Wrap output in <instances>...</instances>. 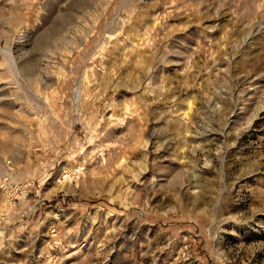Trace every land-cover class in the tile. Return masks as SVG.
Listing matches in <instances>:
<instances>
[{"label":"rangeland","instance_id":"rangeland-1","mask_svg":"<svg viewBox=\"0 0 264 264\" xmlns=\"http://www.w3.org/2000/svg\"><path fill=\"white\" fill-rule=\"evenodd\" d=\"M0 264H264V0H0Z\"/></svg>","mask_w":264,"mask_h":264}]
</instances>
